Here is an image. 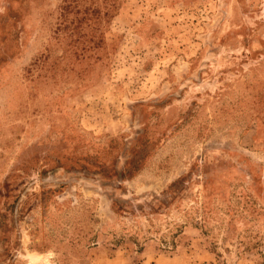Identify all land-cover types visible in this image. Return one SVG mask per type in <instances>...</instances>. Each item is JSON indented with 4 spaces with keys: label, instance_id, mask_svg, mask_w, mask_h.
I'll return each instance as SVG.
<instances>
[{
    "label": "rangeland",
    "instance_id": "obj_1",
    "mask_svg": "<svg viewBox=\"0 0 264 264\" xmlns=\"http://www.w3.org/2000/svg\"><path fill=\"white\" fill-rule=\"evenodd\" d=\"M0 264H264V0H0Z\"/></svg>",
    "mask_w": 264,
    "mask_h": 264
}]
</instances>
